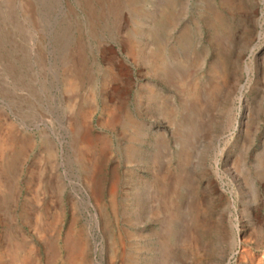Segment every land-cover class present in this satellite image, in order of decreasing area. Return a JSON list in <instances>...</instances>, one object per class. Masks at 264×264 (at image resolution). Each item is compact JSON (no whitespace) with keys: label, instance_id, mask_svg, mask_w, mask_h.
I'll use <instances>...</instances> for the list:
<instances>
[{"label":"rangeland","instance_id":"1","mask_svg":"<svg viewBox=\"0 0 264 264\" xmlns=\"http://www.w3.org/2000/svg\"><path fill=\"white\" fill-rule=\"evenodd\" d=\"M77 233L75 264H264V0H0V264Z\"/></svg>","mask_w":264,"mask_h":264},{"label":"bare ground","instance_id":"2","mask_svg":"<svg viewBox=\"0 0 264 264\" xmlns=\"http://www.w3.org/2000/svg\"><path fill=\"white\" fill-rule=\"evenodd\" d=\"M73 66L75 67L74 63H73ZM76 72H74V73H76ZM76 75L77 74H75V76ZM72 79L68 80V86H70V87L73 86V82L76 80L75 79L72 81ZM65 84H67V83H65ZM66 89H68V88H66ZM71 90L72 89H70V91ZM85 188H86L85 189L86 192H88L86 194L89 196V198H91L94 201V205L95 204L98 205L99 202L97 204V201L99 200V197H100L98 190L95 188H92V186L90 184L86 185ZM155 195H156V193H155ZM108 202H109V204H107L108 205L107 207H109L108 209H106L103 206H101L99 208L96 207L97 208L96 212L95 213L93 212L94 214L92 213L93 214L92 220H93V223H94L96 230L102 232V236L106 240L107 248L110 251V257H111V262H112L117 257V255L120 253L119 251L122 250V248H123V239H122L120 226H119V218L117 216V211L115 208V201L113 198H111ZM107 224L108 225L110 224L111 226L113 225L116 232L109 235L108 231L106 229ZM106 231H107V233H106ZM65 245H66L65 249L67 252V259H66L67 263L68 264H73V263L75 264L77 262L75 259V254H78V253L83 254V251H84V245L79 238V234L77 233L74 236L68 235L66 238ZM103 247H104V245H103ZM49 249H50V247H49ZM50 251L51 252L53 251V247H52V249H50ZM121 258H122V256L120 257V259ZM83 262H85V261H83ZM101 263H103V262H101Z\"/></svg>","mask_w":264,"mask_h":264}]
</instances>
